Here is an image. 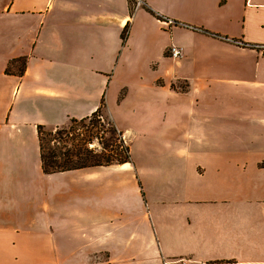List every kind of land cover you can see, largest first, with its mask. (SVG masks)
Here are the masks:
<instances>
[{
    "label": "crops",
    "instance_id": "crops-1",
    "mask_svg": "<svg viewBox=\"0 0 264 264\" xmlns=\"http://www.w3.org/2000/svg\"><path fill=\"white\" fill-rule=\"evenodd\" d=\"M218 82L264 100V0H0V264H264V117ZM102 98L130 161L44 173Z\"/></svg>",
    "mask_w": 264,
    "mask_h": 264
},
{
    "label": "trees",
    "instance_id": "trees-1",
    "mask_svg": "<svg viewBox=\"0 0 264 264\" xmlns=\"http://www.w3.org/2000/svg\"><path fill=\"white\" fill-rule=\"evenodd\" d=\"M125 26L121 37L125 38ZM14 62H18L20 66L17 68V74L21 75L24 72L26 58L19 57L12 59L6 67V72H9V67ZM173 87V86H172ZM105 102L101 99L100 105L90 116L79 120L84 129L82 137L76 133L72 125L56 127L52 130L45 131V126L37 125V136L39 144V154L42 171L46 174L79 169L90 166H103L116 163H124L130 161L129 145L123 147L120 143L122 132L117 129L113 120L104 112ZM89 121V125L85 121ZM71 122H76V119L71 118ZM102 121V122H101ZM98 128L101 133H107L109 142H99V147H89L91 143L89 137L93 134V128ZM87 136V138L83 137ZM119 148V149H118ZM123 148V156L118 151ZM121 153V151H120Z\"/></svg>",
    "mask_w": 264,
    "mask_h": 264
},
{
    "label": "rangeland",
    "instance_id": "rangeland-1",
    "mask_svg": "<svg viewBox=\"0 0 264 264\" xmlns=\"http://www.w3.org/2000/svg\"><path fill=\"white\" fill-rule=\"evenodd\" d=\"M135 5H137L136 0H133V6L136 7ZM163 19H166V18H161L162 22H163ZM171 21H173V20H171ZM173 22H174L173 25L179 24L178 22H175V21H173ZM182 37H184V35ZM166 54H168L167 49H166ZM168 57L171 59V61L173 60L172 57H170V56H168ZM176 60H179V59L174 58L173 61H176ZM19 66H20V64L17 62V64H15L13 66L11 65L9 67V70L17 72V70H18L17 68ZM173 66H174V70L176 72L180 71L178 68L179 64L175 63V64H173ZM172 86H173V88H175V89L177 88L178 90H185L187 88V85L183 82H174V83H172ZM205 91H208L207 93H210V92H217L218 93L217 101H216L217 107H220V108H225V107L238 108V109H235V111L246 109V111L250 110L254 113L257 112V114L260 117H264V100L242 101V99H238L237 97H233L231 95L233 93H237L238 91L236 89H234V87L231 86V84L229 85V84H223L221 82H218V83L213 84L210 90H205ZM105 107H106V105H105ZM105 111L106 112H104V113L106 115L108 114V116L113 120V122H116L119 125V127H121V128L129 127L132 123V120H131L132 118L129 115V112H127L125 110H121V109L113 110L112 115H110V113H108L106 109H105ZM236 114H238V113H236ZM90 115L91 114H89L87 116H90ZM87 116H85V117H87ZM82 118H84V117H82ZM82 118H78V119L74 118V119H76V122H71L70 121L71 118H70L69 121L64 126L72 125L75 132L80 134L79 136L82 137V134L84 133V129L81 127L82 124L79 122V120ZM89 123H90L89 121H87V120L85 121L86 125H89ZM234 123L243 124V122H240V121H235ZM56 127H60V126H56ZM56 127H46L45 126L44 130L48 131V130H52ZM98 128L102 129V127L100 125H98L97 128H93V134L88 139L91 141V143L89 144V147H96V146L99 147L98 141L99 142L100 141L101 142H109L110 136L107 133L105 134V133H101V131L99 132ZM83 137L87 138V136H84V135H83ZM121 140L122 141H120L119 144H121L123 147H125L130 142L129 139L126 141L123 134L121 135ZM120 151H121V153H120ZM120 151H118V153L121 156H123V148H121ZM165 264H169V263L166 262ZM176 264H178V263H176Z\"/></svg>",
    "mask_w": 264,
    "mask_h": 264
},
{
    "label": "built area",
    "instance_id": "built-area-1",
    "mask_svg": "<svg viewBox=\"0 0 264 264\" xmlns=\"http://www.w3.org/2000/svg\"><path fill=\"white\" fill-rule=\"evenodd\" d=\"M139 3H140V0H136V4L138 5ZM137 5H135V6H137ZM163 23L166 26H170V25L174 24V22L171 21L170 19H163ZM167 51H168L169 56L172 58H175V59L178 58L181 54L180 48L176 47L174 45L169 46Z\"/></svg>",
    "mask_w": 264,
    "mask_h": 264
}]
</instances>
